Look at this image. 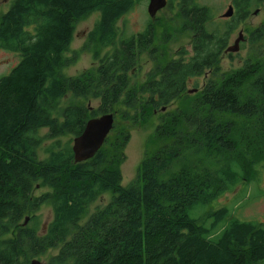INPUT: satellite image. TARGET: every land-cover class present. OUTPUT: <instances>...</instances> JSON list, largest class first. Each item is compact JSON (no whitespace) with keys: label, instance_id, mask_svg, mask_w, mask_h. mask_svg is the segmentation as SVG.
I'll list each match as a JSON object with an SVG mask.
<instances>
[{"label":"trees","instance_id":"1","mask_svg":"<svg viewBox=\"0 0 264 264\" xmlns=\"http://www.w3.org/2000/svg\"><path fill=\"white\" fill-rule=\"evenodd\" d=\"M259 1L237 0L238 17ZM134 2L15 0L0 17V48L20 55L0 77V264H26L52 249L58 252L44 264H264V222L233 217L228 207L193 216L250 181L264 161V27L253 32L258 49L241 69L189 95L191 78L215 73L235 22L215 27L209 6L179 0L193 56L158 67L137 86L131 79L155 42L154 24L122 34L115 45L117 22ZM95 12L101 18L89 44L109 49L97 67L67 76L63 70L76 60L66 55L76 25ZM68 93L99 99L98 110L61 107ZM181 98L175 110L160 112L149 140L155 147L129 186L122 184L121 165L130 130L119 129L116 118L105 144L86 161L76 163L72 140H60L79 136L93 117L115 115L118 106L123 120L150 123ZM43 128L53 141L40 159ZM39 181L49 190L34 197ZM106 193L108 204L83 220ZM44 203L53 219L43 230L40 217L29 214Z\"/></svg>","mask_w":264,"mask_h":264},{"label":"rangeland","instance_id":"2","mask_svg":"<svg viewBox=\"0 0 264 264\" xmlns=\"http://www.w3.org/2000/svg\"><path fill=\"white\" fill-rule=\"evenodd\" d=\"M14 1L15 0H0V17L10 9ZM197 1L199 4L211 8L214 16L213 25L215 27H218V23L223 21V14L226 13L228 6L233 2V0ZM148 4V0H135L132 10L120 17L116 25L118 31V38L115 43L116 46H119V38L122 34H138L146 28L149 21H151L147 11ZM257 9H259L258 13L254 14ZM178 16V7H172L171 4L157 13V18L154 20L155 42L147 52L140 55L136 74H134L131 79L133 85L139 86L143 84L147 79L152 77L154 71L158 67H165L172 60L181 58L189 60L193 56L192 33L183 29L181 19ZM100 18L101 13L95 12L76 25L74 39L66 54L69 58L76 55V60L63 70L65 75L70 77L81 76L88 69L97 67L100 59L108 51V47L102 48L98 45L93 47V45L89 44L90 33L94 30ZM261 27H264V0L259 1L243 21L240 22L237 20V29L226 48L233 45L234 41L239 36V32L243 31L246 39L241 44L240 51L234 53L225 52L226 49L222 51L215 73H211L210 70L213 69H210L198 77L191 78L186 93L189 95L199 94L211 78L217 81L223 78L224 74L241 69L246 64V61L253 56L256 45L252 43L251 36L254 31ZM255 49L257 50L258 48ZM96 51H98L99 54L98 59L95 57ZM19 61L20 55L18 53L0 48V77L9 74ZM181 100L182 98L175 100L165 110L163 108L156 111L150 123L147 124H132L129 120H123L120 113L117 112L120 111V106L116 108V125L119 129L127 128L130 130V139L125 148L126 159L121 165L123 186H129L132 181L135 180L142 159L145 157L147 151L154 149L155 146L150 145L149 140L154 134L155 125L159 123L158 116L161 115L160 112L175 110L180 105ZM68 104H82L89 107L91 111L94 112L98 110L100 101L93 97L75 98L71 93H68L67 96L62 99L61 107H65ZM99 116L101 115L96 117ZM48 134V128H43L39 131V135L45 138L42 146L37 150L40 159H45L49 155L48 150L53 140L47 138ZM70 139L73 144L74 138L69 135L60 138L63 142ZM250 179V181H243V183L236 186L232 191H227L218 200L212 201L205 207H201L193 216H204L221 207H228L233 217L241 220L264 222V161L258 167V171L254 172L253 177ZM48 190L49 188L42 185V182L39 181L36 184L33 195L37 197ZM111 198L112 196L109 193L100 196L90 205L88 215L83 220H86L87 217L96 210L106 206ZM32 214H37L40 217L43 230L53 219V210L48 203L42 204L36 211L31 212L29 216ZM83 222L84 221L81 223ZM211 222L212 221H210V225L212 224ZM57 252L58 249L49 250L45 256L41 258H31L26 264H32L33 259H38L41 264H44Z\"/></svg>","mask_w":264,"mask_h":264},{"label":"water","instance_id":"3","mask_svg":"<svg viewBox=\"0 0 264 264\" xmlns=\"http://www.w3.org/2000/svg\"><path fill=\"white\" fill-rule=\"evenodd\" d=\"M166 5L167 0H149L147 9L148 14L150 17H155L160 10L166 7ZM223 16H233L232 7H230ZM241 39L242 37L237 39L234 45L228 47L227 52H238L240 49L239 43ZM165 109L166 108H164V110ZM114 124L115 115L113 113H107L99 117H93L89 119L83 132L73 139L72 149L74 152L75 161L82 162L93 158L105 144L106 139L114 128ZM32 264H41V262L37 259L34 260Z\"/></svg>","mask_w":264,"mask_h":264},{"label":"flooded vegetation","instance_id":"4","mask_svg":"<svg viewBox=\"0 0 264 264\" xmlns=\"http://www.w3.org/2000/svg\"><path fill=\"white\" fill-rule=\"evenodd\" d=\"M149 1V0H148ZM173 4V6L172 7H178V3H179V0H167V5H166V7H168L170 4ZM149 5V4H148ZM165 7V8H166ZM230 7H232V9H233V16H231V17H224V16H222L223 17V20H225V21H227V20H229V21H232L233 23L235 22V27H234V29H233V32H232V34H231V36H230V38H229V40H228V43H229V41H230V39H231V37L233 36V34L235 33V31H236V29H237V20L238 21H243V19H245L247 16H240V17H238V13L240 12L239 10H240V8H239V6H238V2H237V0H233V2L228 6V9L230 8ZM252 10V9H251ZM251 10L248 12V14L251 12ZM161 11V10H160ZM258 11H259V9H257L255 12H254V14H257L258 13ZM227 12V11H226ZM247 14V15H248ZM224 15V14H223ZM150 16V15H149ZM151 18V21H149V23L151 22V24H154V20H156V18H157V14H156V16L155 17H150ZM236 20V21H235ZM148 23V24H149ZM240 37H242V39H241V41H240V43H239V46H240V49H241V44L245 41V36H244V34H243V31H240L239 32V36H238V38L237 39H239ZM237 39L234 41V43H233V45L236 43V41H237ZM227 43V44H228ZM230 46H232V45H230ZM230 46H228V47H230ZM228 47L226 48H224V50L226 49V51L225 52H227V49H228ZM240 49H239V51H240ZM223 50V51H224ZM238 51V52H239ZM230 53V52H229ZM231 53H234V52H231ZM197 90V89H196ZM196 90H194V91H196ZM190 91V90H189Z\"/></svg>","mask_w":264,"mask_h":264},{"label":"bare ground","instance_id":"5","mask_svg":"<svg viewBox=\"0 0 264 264\" xmlns=\"http://www.w3.org/2000/svg\"><path fill=\"white\" fill-rule=\"evenodd\" d=\"M74 159H75V157H74ZM85 161H86V160H85ZM75 162H76V161H75ZM82 162H83V161H82ZM76 163H79V162H76ZM28 218H29V217H27V218H26V221H25V222H27V221H28V220H27ZM33 261H34V260H33Z\"/></svg>","mask_w":264,"mask_h":264}]
</instances>
